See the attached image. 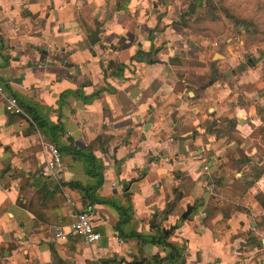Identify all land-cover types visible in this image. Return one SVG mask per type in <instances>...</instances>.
<instances>
[{
  "label": "crops",
  "instance_id": "0c3cea01",
  "mask_svg": "<svg viewBox=\"0 0 264 264\" xmlns=\"http://www.w3.org/2000/svg\"><path fill=\"white\" fill-rule=\"evenodd\" d=\"M189 5L0 0V83L25 116L10 125L0 96V264H147L169 253L137 236L161 233L186 264H264V80L180 25ZM49 145L62 166L45 178ZM78 151L105 168L91 205ZM80 212L99 241L73 232Z\"/></svg>",
  "mask_w": 264,
  "mask_h": 264
},
{
  "label": "rangeland",
  "instance_id": "374dc122",
  "mask_svg": "<svg viewBox=\"0 0 264 264\" xmlns=\"http://www.w3.org/2000/svg\"><path fill=\"white\" fill-rule=\"evenodd\" d=\"M215 1L224 4L225 8L229 9L236 17H256L258 19L257 24L262 27L259 29V34H250L237 27L231 19L226 18L225 12L217 14L220 18L219 21L211 22L209 18H206L201 22L210 13L205 3L189 19L192 31L199 36L206 37L208 42L217 44L218 48L225 52V54L231 55L228 48L231 47L233 53L236 55V60L240 64L248 67L249 64L255 63L256 69L260 71L261 77L264 80V15L261 18H257L253 14V6L249 5L248 2L243 3V0ZM196 2L197 0H189V7ZM188 12L186 11V13ZM262 106V103L258 102L253 136L256 139V143L264 147V108ZM262 147L260 148L262 149ZM261 155H264V149Z\"/></svg>",
  "mask_w": 264,
  "mask_h": 264
},
{
  "label": "trees",
  "instance_id": "16d2710c",
  "mask_svg": "<svg viewBox=\"0 0 264 264\" xmlns=\"http://www.w3.org/2000/svg\"><path fill=\"white\" fill-rule=\"evenodd\" d=\"M167 1L169 0H160L161 3L162 2L166 3ZM246 2H248L249 5L253 6L254 8L253 14L257 16V18H261L262 15H264V0H243V3ZM204 3L206 4V7L210 10V13L208 16H205V18L201 20V22H203L206 18L207 19L209 18L210 19L209 21L211 22L219 21L220 18L219 16H217V14L219 12H225L227 19H231L237 27H240L247 33L259 34V29L262 28L259 24H257L258 19H256V17H236L230 12L229 9L225 8L224 4H221L220 2H216L215 0H197L195 4H192L189 7V12L183 15L180 25L193 30L189 24V19L193 15H195L196 10L199 7H202ZM142 58H143V53L139 52L135 59L137 61H140ZM213 80L216 81L215 79ZM76 156L82 157L87 161V166H88L87 174L92 175V177L95 178L96 180L95 185L88 186L87 188H81L80 186H78L80 190L83 192L85 200H87L88 204L91 205L94 199L96 201L99 200L97 198V194L104 183L105 168L103 164L100 161H97V159L89 152L78 151L76 152ZM48 195L49 194L46 193L43 199H46ZM258 199L260 201L261 206L264 208V195L259 196ZM124 222L126 223L127 220L125 221L122 220L121 224H124ZM258 226L260 230H263L264 219L263 222H261ZM137 237L139 238V240H141V242H143V244L150 241L154 244L163 246L164 249L169 253L166 258H161V256H159L152 259L151 261H148L147 264H162L164 261H168L171 264H186L185 262L186 248L184 246L179 247L177 245L169 243L167 241L168 236L164 235L163 233H161L158 236V238H152L151 240L141 235Z\"/></svg>",
  "mask_w": 264,
  "mask_h": 264
},
{
  "label": "built area",
  "instance_id": "2783aa9c",
  "mask_svg": "<svg viewBox=\"0 0 264 264\" xmlns=\"http://www.w3.org/2000/svg\"><path fill=\"white\" fill-rule=\"evenodd\" d=\"M217 46V45H216ZM0 96L6 99V110L14 115H23V110L19 102L14 97H6V88L0 83ZM49 158L46 161V167L43 171V177L47 178L53 176L59 171L62 166V155L60 150L54 146L49 145ZM73 232L81 237L86 243L93 244L101 239V234L95 229L92 217L87 212H80L76 216V221L73 225ZM56 238L59 240H67L68 233L63 230L56 232ZM92 264H104L101 261H95Z\"/></svg>",
  "mask_w": 264,
  "mask_h": 264
},
{
  "label": "water",
  "instance_id": "95a60500",
  "mask_svg": "<svg viewBox=\"0 0 264 264\" xmlns=\"http://www.w3.org/2000/svg\"><path fill=\"white\" fill-rule=\"evenodd\" d=\"M213 68L215 69V71H214V76H216L217 78H219L220 76H219V74H218V63H217V61H215V64H214ZM6 116H7L8 120H9L10 125H13V123H14V121H15V118L18 117L17 115H14V114H12V113H10V112H7V113H6ZM19 117L25 119V116H23V115H19ZM197 207H198V206H197L196 204H195V205H188V207H187V211H186V213L183 215L182 218H183L184 220H188V218H189V216L191 215V213L193 212V210H194V209H197Z\"/></svg>",
  "mask_w": 264,
  "mask_h": 264
}]
</instances>
